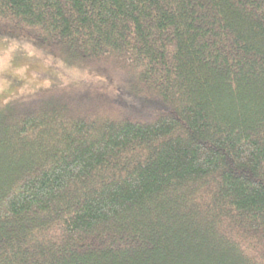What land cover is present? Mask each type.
Returning <instances> with one entry per match:
<instances>
[{
	"label": "trees",
	"instance_id": "1",
	"mask_svg": "<svg viewBox=\"0 0 264 264\" xmlns=\"http://www.w3.org/2000/svg\"><path fill=\"white\" fill-rule=\"evenodd\" d=\"M0 33L105 77L0 106V264H264V0H0Z\"/></svg>",
	"mask_w": 264,
	"mask_h": 264
},
{
	"label": "rangeland",
	"instance_id": "2",
	"mask_svg": "<svg viewBox=\"0 0 264 264\" xmlns=\"http://www.w3.org/2000/svg\"><path fill=\"white\" fill-rule=\"evenodd\" d=\"M69 64L28 36L0 33V106L15 97L32 98L48 88L78 84L82 80L105 84L102 74Z\"/></svg>",
	"mask_w": 264,
	"mask_h": 264
}]
</instances>
